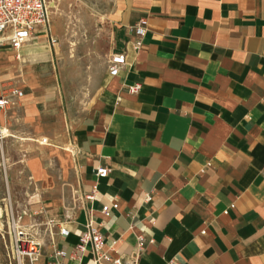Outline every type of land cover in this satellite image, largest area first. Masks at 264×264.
I'll return each instance as SVG.
<instances>
[{
    "label": "crops",
    "instance_id": "1",
    "mask_svg": "<svg viewBox=\"0 0 264 264\" xmlns=\"http://www.w3.org/2000/svg\"><path fill=\"white\" fill-rule=\"evenodd\" d=\"M106 16L125 65L105 62L87 99L64 85L46 28L19 57L0 44V86L23 91L0 110L3 169L24 175L18 210L69 230L52 242L41 226V257L91 264L70 258L91 220L124 264H264V0H111Z\"/></svg>",
    "mask_w": 264,
    "mask_h": 264
},
{
    "label": "built area",
    "instance_id": "2",
    "mask_svg": "<svg viewBox=\"0 0 264 264\" xmlns=\"http://www.w3.org/2000/svg\"><path fill=\"white\" fill-rule=\"evenodd\" d=\"M50 6V0H0V44H8L19 57V50L31 39L33 31L36 28H47ZM147 25V18L142 17L131 28L137 47L147 31ZM50 40L53 41L52 38ZM106 65L110 74H116L125 65V54L110 51L107 55ZM139 88V84L128 86V90L133 93L138 92ZM22 95V89L16 86H0V110L6 109L13 103L14 98H19ZM5 135L3 129L0 128V142ZM46 141L45 137L40 139L41 143ZM107 174L108 169L106 167L99 166L96 168L98 178H103ZM96 192V186H93L85 198L94 200ZM146 199L148 200L150 197L147 195ZM6 200L8 202L0 204V264H37L42 256L43 247L40 238L41 226H44V230L50 235L52 242L54 227L58 228L60 236L68 235L69 230L53 218H48L43 223L37 222L35 219L29 223H24V217L28 215L26 210H14L9 195L3 199V202ZM101 210L104 213L107 212L108 206H102ZM38 214L39 212H36L32 215ZM104 244V237L99 227L94 226L91 220H88L84 231L71 251L70 258L80 261L81 254L87 251L90 254L91 264H101L102 261H107L109 264H124L120 258L112 257L104 249ZM137 245V251L133 255L134 261L138 259L140 252L144 249L142 236H138ZM53 253V259L44 260L43 264H67L63 260L67 255L66 250L55 248Z\"/></svg>",
    "mask_w": 264,
    "mask_h": 264
},
{
    "label": "rangeland",
    "instance_id": "3",
    "mask_svg": "<svg viewBox=\"0 0 264 264\" xmlns=\"http://www.w3.org/2000/svg\"><path fill=\"white\" fill-rule=\"evenodd\" d=\"M47 31L54 39L58 71L64 85L72 94L87 99L90 88L105 68L110 52L107 12L111 0H50ZM6 134V130H3ZM5 145V142H2ZM12 147V144H8ZM3 150L0 147V168L3 169ZM5 154V153H4ZM13 172L15 183L6 177ZM6 172V174H5ZM22 170H0V204L10 197L14 210L21 207L25 195L20 180ZM39 258L37 264L43 263Z\"/></svg>",
    "mask_w": 264,
    "mask_h": 264
}]
</instances>
